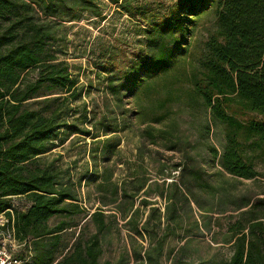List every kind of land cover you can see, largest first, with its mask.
<instances>
[{
    "label": "trees",
    "instance_id": "trees-1",
    "mask_svg": "<svg viewBox=\"0 0 264 264\" xmlns=\"http://www.w3.org/2000/svg\"><path fill=\"white\" fill-rule=\"evenodd\" d=\"M109 1L143 19L149 11L160 13L144 29V46L131 56L110 42L98 47L96 66L108 76L109 96L96 122L104 138L95 137L92 170L84 176L97 182L95 198L87 199L97 205L92 210L82 204V178L46 158L64 128L88 136L91 130L69 122L70 103L81 95L77 80L69 64L48 48L55 23L36 18L35 10L73 21L85 12L102 16L98 0H0V215L7 219L0 230H11L17 244L31 252L29 260L15 257L22 264H128L124 258L100 261L99 234L126 228L149 239L148 264H161L166 238L197 210L201 216L236 213L229 224L232 254L226 264H264V197L237 191L239 181L261 176L256 162L264 160V0ZM208 15L212 26L196 52L195 32ZM44 86L67 95H39ZM174 103L206 112L199 139L208 142L214 170L189 154V142L178 134ZM251 113L260 118H245ZM133 119L142 125L141 143L137 159L130 161L122 155L118 134ZM214 125L224 131L220 150L209 140ZM145 146L183 150L184 158L170 164L177 171L173 181L163 177L160 183L148 174ZM149 157L160 169L171 161L163 154ZM121 165L125 174L119 179ZM154 186L164 211L150 198ZM13 197H25L29 205L19 209ZM79 214L96 232L78 235L65 248L62 235ZM53 218L58 221L51 225Z\"/></svg>",
    "mask_w": 264,
    "mask_h": 264
},
{
    "label": "rangeland",
    "instance_id": "rangeland-1",
    "mask_svg": "<svg viewBox=\"0 0 264 264\" xmlns=\"http://www.w3.org/2000/svg\"><path fill=\"white\" fill-rule=\"evenodd\" d=\"M98 3L101 7L102 16L85 12L79 19L73 21H63L59 17L51 18L37 7L35 10L36 18L44 22L55 23L53 39L50 40L48 48L59 60L69 64V73L73 79L77 80V87L81 95L70 103L74 112H72V116H69V122L91 130V135L88 136L75 132V127L72 130L64 128L63 135L55 141L53 150L46 154V158L48 161H54L56 166L69 172L76 180L82 178L80 188L82 204L88 208L92 207V210L97 205L87 201V199L95 198L97 182L88 181L84 176L92 170L91 151L95 147L93 141L104 138L103 130L99 128L96 122L105 112L103 102L106 96H109L107 90L108 76L96 66L98 47L102 43L110 42L117 46L118 50L125 47L127 55L131 56L134 50L144 46V29L148 23L158 20L160 13L156 10L153 16L149 11L147 18L143 19L138 15L126 13L121 6L112 4L109 0H98ZM169 3L170 1L167 0V4ZM211 18L212 15L204 17L202 24L196 29L195 42H193V50L196 52L203 47L204 41L207 39V28L212 26ZM36 72L35 70L32 71L33 77H35ZM38 94L48 97L67 95L64 90H47L45 86ZM36 99L40 98L34 100ZM30 106L39 107L33 103ZM128 107L135 109L134 104H129ZM172 107L176 113L174 119L178 134L190 144L189 154L197 156L206 169L214 170L207 149L208 142L206 140L202 142L199 139L201 134L199 123L204 121L206 112L202 108L200 112H192L190 108L180 103H174ZM85 111H87V117L84 116ZM93 113H96L95 118L90 120ZM255 117L260 118L254 113L245 116V118ZM141 126L139 120L133 119L129 126L118 134L121 140L119 148L122 155L130 161H135L138 157L137 147L141 143L138 133ZM223 132L221 125L212 126L210 132L209 140L219 150L223 143ZM97 135L100 137L95 138ZM161 154L171 160L164 169H160L159 163L151 161L149 157L158 158ZM184 156L185 154L181 149L171 152L158 146H145L143 162L152 178L157 177L161 183L162 178L167 177L166 181L169 183L177 176V171L170 164L178 162ZM256 169L261 173V176L255 180L239 181L237 183L238 192H250L257 197H264V160L256 162ZM124 174L125 166L121 165L117 170L116 177L120 179ZM155 190L156 187L154 186L150 198L153 201L157 200V206L161 211H164L163 201L159 197H155ZM12 203L19 209H25L29 205L25 197H13ZM235 214L227 212L201 216L200 212L196 210L193 216L186 217L181 227L174 234L166 238L159 262L161 264H226L232 254L229 224L236 220ZM195 220H197V226ZM57 221L58 218H53L49 223L52 225ZM121 224L122 222L119 225ZM94 232H96L95 226L88 222L83 214L76 215L72 220V226L62 235L63 244L65 248H70L78 235L87 238ZM99 237L103 251L100 256L101 262L116 263L124 258L128 264H148V260L145 258V250L150 247L149 239L145 236L141 237L136 229L110 228L101 232ZM3 243H6L11 255L21 256L26 260L31 258L30 250L23 245L14 243L9 238L5 240L3 236H0V246ZM151 253L156 255L154 250Z\"/></svg>",
    "mask_w": 264,
    "mask_h": 264
},
{
    "label": "built area",
    "instance_id": "built-area-1",
    "mask_svg": "<svg viewBox=\"0 0 264 264\" xmlns=\"http://www.w3.org/2000/svg\"><path fill=\"white\" fill-rule=\"evenodd\" d=\"M3 215V214H2ZM7 222L5 216L0 215V226H3ZM0 236H3L5 240L9 238L12 242L17 243L13 232L11 230H0ZM7 237V238H6ZM23 261L17 257L11 255L9 249L6 247V243L0 246V264H22Z\"/></svg>",
    "mask_w": 264,
    "mask_h": 264
}]
</instances>
